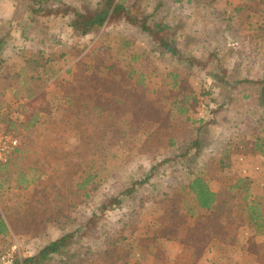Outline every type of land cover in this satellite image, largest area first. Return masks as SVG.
<instances>
[{
  "label": "rangeland",
  "instance_id": "obj_1",
  "mask_svg": "<svg viewBox=\"0 0 264 264\" xmlns=\"http://www.w3.org/2000/svg\"><path fill=\"white\" fill-rule=\"evenodd\" d=\"M66 1L67 5L72 4L83 12L92 11L96 2ZM187 1L189 2L177 0V4L169 12L167 24L175 28L182 24L177 36L183 43L191 38L187 53L199 60L205 55L206 65L189 67L184 60L176 62L158 54H146L149 43L140 39L136 40L134 48L135 51L144 52L147 58L144 83L147 102L163 95V90L170 83L167 77L169 72H179L183 77L186 92L194 98L191 119L206 122V138L209 142L203 144L206 148H201L199 158L209 160L211 168L206 170V179L212 190L217 191L237 178L256 180L264 174V156H252L249 150H234L232 147L226 153L230 133L238 130L234 129V123L239 117L246 115L245 109H249V102L243 96L254 93L255 86H235V95L232 100H228L227 89L212 79L211 75L215 71L220 74L219 68L226 70V79L232 85L243 79L254 81L264 77V3L263 0H201V5L197 8L194 3ZM151 2L154 3V0ZM17 3L15 0H0V38L9 29V44L4 49L0 66L2 62L12 72L20 68L24 56H31L39 49L54 52L55 42L66 48L72 34L70 18L43 19L45 34L38 29L30 30L22 14L16 20L13 19ZM50 5L54 6V3ZM220 14H227L232 20L226 24L217 23L214 17ZM108 24L106 30L112 34L121 28L119 22L112 24L109 21ZM217 24L220 28H216ZM227 27L229 33L219 32ZM213 28L219 34L212 35ZM235 32L242 33L241 43L232 39ZM214 38L217 40L215 45L211 44ZM99 39L100 36L93 40L91 37L84 39L82 44L87 46V50L70 63H60L61 75L64 71L70 72L65 79L66 83L77 87L85 86L81 87L82 93L72 106H61L63 103L59 99L64 87L61 78L54 77L43 89L44 101L50 106V112L40 114L39 123L31 136L36 167L40 174L37 184L28 190L11 188L4 192L0 213L7 214L4 219L11 236L5 240L3 247L0 246V252L3 251L0 264H11L15 257L33 256L43 246L64 234L81 232L85 221L93 212L91 201L87 200L95 192L92 185L98 189L97 197L109 198L124 192L132 180L145 183L140 185V193L135 201L124 199V206H129L124 214L112 212L99 225V232H107L108 238L101 241L98 237L86 238L87 244L95 252L90 264H109L108 261L110 264H134V261L139 264L140 257L143 258L142 264H241L245 261L249 264H264V239L250 237V232L244 234L245 239L242 240L233 235V228L226 233L224 240H213L206 249L186 233L202 224L196 225L194 221L186 224L184 220L178 222L175 219L172 230L177 234L178 241L167 240L162 247L158 242H152L150 230L155 220L147 208H152L151 204L154 202L162 211L174 212L178 209L180 198L171 193L178 188L181 172L169 175L166 174V167H162L157 173L151 171L155 160L145 144V138L158 123L157 115L145 119L139 112H133L138 133L130 136L131 145L113 134L116 125L112 118L106 117L102 127L94 126V109H100L104 113L110 99L109 96L100 94L98 88L106 73L109 56L113 55L112 50L99 44ZM210 44V52L216 50V56L208 59L207 47ZM242 45L245 47L242 48ZM136 68L140 70L142 66L137 65ZM219 105L224 107L223 111L217 110ZM23 106L25 105L17 107V118L23 117ZM251 109L254 111L252 105ZM255 110L264 117L263 106H256ZM60 117H64V120L59 121ZM186 126L183 125L184 128ZM186 132L190 134L179 131V136L183 142L190 144L194 140V130L188 129ZM19 140L21 147L24 139ZM241 141L236 139L233 144L242 146ZM89 174L93 179L85 191L74 196L61 190L64 188L62 185L67 183L74 188L76 182L80 183V177L86 178ZM167 185H170V191L165 189ZM5 208L8 209L7 212ZM225 208L222 205L218 210ZM18 210L20 212L15 214ZM11 225L18 229L16 233L11 231ZM113 232H116L115 237ZM131 237L135 239L131 240ZM116 239H120L118 243L125 250L118 253V258L110 259L106 255L115 246ZM136 239L143 240L147 245H137ZM251 239L256 246L247 242ZM155 244H159V248ZM253 251L256 252L252 253ZM251 254L254 260L247 259V255Z\"/></svg>",
  "mask_w": 264,
  "mask_h": 264
},
{
  "label": "trees",
  "instance_id": "obj_2",
  "mask_svg": "<svg viewBox=\"0 0 264 264\" xmlns=\"http://www.w3.org/2000/svg\"><path fill=\"white\" fill-rule=\"evenodd\" d=\"M15 1L18 3L13 19L16 20L22 14L30 30L38 29L45 34L43 19L70 18L72 34L66 48L55 42L54 52H48L42 48L31 56H24L22 65L16 72L10 71L1 62L0 125L5 132L10 131L25 141L23 140L21 147L14 152L7 163L0 164V206L3 204L5 191L11 188L26 191L38 182L40 173L36 167L34 158L36 155L32 149L31 136L39 123L40 114L50 112L48 110L50 106L44 101V87L54 77L61 78L64 83L62 96L59 99L63 103L61 106L66 104L72 106L82 93L81 87L85 86L77 87L66 83L65 79L70 72L64 71L61 75L60 63L62 61L70 63L78 59L87 50V46L83 45L82 41L89 37L93 40L100 36L99 44H104L106 49L112 50L113 55L109 56V63L105 67L106 73L98 88L100 94L107 95L110 99L104 113H101L100 109H94V126L102 127L106 117L112 118L116 125L113 134L122 142L131 145L130 136L138 133L134 125L133 112H139L145 119L157 115L158 123L145 138V144L155 160L151 171L157 173L162 167H166V174L173 175L181 172L177 182L178 188L171 193L180 198L178 209L174 212L162 211L161 207L154 202L151 204L152 208L150 206L147 208L155 220L150 230L153 235L152 242H158L162 247L167 240L178 241L177 234L172 230L175 219L178 222L184 220L186 224L188 221H194L196 225L202 224L197 228H191L194 229L191 232H186L191 238L199 241L197 244H202V248L208 247L213 240H224L230 228L234 229L233 235L236 237L243 238L244 234L250 232L264 235V174L256 180L247 177L237 178L217 191L212 190L206 179V170L211 168L209 160L199 158L202 153L201 148L209 142L206 138V122L191 119L194 98L186 92L187 88L179 72L176 74L174 71L169 72L167 77L170 83L163 90L162 96L146 101L144 83L148 64L144 52L135 51L137 39L149 43L146 54H158L160 57L171 58L176 62L184 60L189 67L206 65L205 55H202L203 59L199 60L187 53L186 49L191 38L183 43L177 36L182 24H179L178 28L167 24L169 12L177 4V0H154V3L151 0H96L94 9L89 12H83L72 4L67 5L66 0ZM52 2L54 6L50 5ZM189 2L194 3L197 8L201 5V0H189ZM262 2L264 3V0ZM214 18L217 23L224 24L232 20L227 14H220ZM109 21L112 24L121 23V28L114 34L106 30ZM216 28L220 26L217 24ZM228 28L219 32L229 33ZM219 32L213 28L212 35ZM5 33L0 38V61L3 59L4 49L9 44L7 40L9 29ZM241 36H243L242 33L235 32L232 39L241 43ZM213 41L211 44H217L216 38ZM211 44L207 47L208 59L216 56V50L210 52ZM243 47L245 46L242 45ZM137 65H141L142 69L137 70ZM87 70H89L88 67ZM219 70L220 74L216 71L211 74L212 79L227 89L228 100L233 99L235 86L242 84L255 86L254 93L243 96L246 102H249V109H245L246 115L239 117L234 123V129L238 128V130L230 133L226 153L228 154L232 147L234 150H249L252 156H264V117L261 114L258 115L255 110L256 106L264 107V77L254 81L243 79L232 85L226 79L227 71L220 68ZM20 100L28 102L22 108V118H17L10 112L2 114L13 101ZM212 102L215 103L214 100ZM251 105L254 111H251ZM223 109L221 105L217 107L219 111ZM61 115L66 114L61 113ZM62 120L64 117H60L59 121ZM184 124L187 125L186 128L183 127ZM188 129L194 130V140L190 144L183 142L179 136V131L190 134L186 132ZM236 139L242 140L240 142L242 146L233 144L236 143ZM92 179L91 174L86 178L80 177V183L76 182L74 188L67 183L62 185L64 188L61 190L75 196L85 191ZM144 183V181L137 183L132 180L124 192L109 198L97 197L98 189L92 185L95 192L88 196L87 200L91 201L93 212L85 221L81 232L64 234L43 246L33 256L12 258L11 264H90L93 262L95 252L87 244L86 238L98 237L100 241L108 238L107 232H99V225L107 220L112 212L118 211L124 214L129 208L124 206V199L130 198L135 201L140 193V185ZM165 189L170 191V185L165 186ZM154 192H156L155 189ZM222 205L226 208L218 210V207ZM4 210L7 212L8 209ZM19 212L20 210L15 214ZM4 216L7 214L0 213V246L2 247L5 245V240L11 236ZM156 217L160 222L155 219ZM16 230L18 231L11 225V231L16 233ZM112 234L113 237L116 236V232ZM136 242L137 245L138 243L147 245L143 240ZM159 244L155 245L159 248ZM2 253L3 251L0 255Z\"/></svg>",
  "mask_w": 264,
  "mask_h": 264
},
{
  "label": "built area",
  "instance_id": "obj_3",
  "mask_svg": "<svg viewBox=\"0 0 264 264\" xmlns=\"http://www.w3.org/2000/svg\"><path fill=\"white\" fill-rule=\"evenodd\" d=\"M27 100L13 101L7 108L3 110V115L7 113H14L18 115L17 107L25 105ZM20 140L14 133L8 131L5 132L0 125V164H5L14 154V152L20 147Z\"/></svg>",
  "mask_w": 264,
  "mask_h": 264
},
{
  "label": "crops",
  "instance_id": "obj_4",
  "mask_svg": "<svg viewBox=\"0 0 264 264\" xmlns=\"http://www.w3.org/2000/svg\"><path fill=\"white\" fill-rule=\"evenodd\" d=\"M251 236L250 237H253V236H255V238H257V237H259V238H262V239H264V235H256V234H254L253 232H251ZM239 238H241L242 240L243 239H245V238H242V236H239ZM132 239H135V238H133V237H131V240ZM137 241V239L135 240V242ZM114 242L116 243L115 244V246H113V248H112V250H111V252L110 253H108L106 256L108 257V258H110V259H113V258H118V253H121L122 252V250H125L124 249V247H121L120 246V244L118 243V242H120V239H116V240H114ZM247 242H249V243H251L252 244V246H256V245H254V240L253 239H251V240H248ZM238 245H240V243L238 244ZM209 247V246H208ZM208 247H206V249L208 248ZM136 249V248H135ZM256 252V251H255ZM254 251L252 252V253H255ZM248 257V258H247ZM247 259H249V260H251V259H253V256H252V254H251V256L250 255H247ZM134 258H135V256H134ZM139 260H140V263L139 262H137V263H139V264H142L143 263V258H139ZM254 260V259H253ZM112 261H114V260H112ZM109 262V264H110V261H108ZM229 263H230V261H229ZM114 264V263H113ZM134 264H136V261H134ZM213 264V263H212ZM241 264H249L248 262H242Z\"/></svg>",
  "mask_w": 264,
  "mask_h": 264
}]
</instances>
